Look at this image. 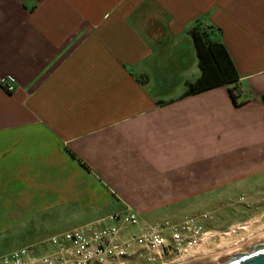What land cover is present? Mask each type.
I'll return each instance as SVG.
<instances>
[{"label":"crops","instance_id":"crops-1","mask_svg":"<svg viewBox=\"0 0 264 264\" xmlns=\"http://www.w3.org/2000/svg\"><path fill=\"white\" fill-rule=\"evenodd\" d=\"M196 24L224 44L236 83L188 92ZM6 78L0 258L126 206L157 223L264 187V0H0Z\"/></svg>","mask_w":264,"mask_h":264},{"label":"built area","instance_id":"built-area-1","mask_svg":"<svg viewBox=\"0 0 264 264\" xmlns=\"http://www.w3.org/2000/svg\"><path fill=\"white\" fill-rule=\"evenodd\" d=\"M0 84L8 92L14 89L8 78ZM201 220L190 216L180 221L142 223L126 206L109 216L108 223H89L54 235L46 241L45 252L34 245L19 247L3 255L0 264H184L220 239ZM127 227L136 229L122 238Z\"/></svg>","mask_w":264,"mask_h":264},{"label":"rangeland","instance_id":"rangeland-1","mask_svg":"<svg viewBox=\"0 0 264 264\" xmlns=\"http://www.w3.org/2000/svg\"><path fill=\"white\" fill-rule=\"evenodd\" d=\"M257 179L259 182L264 183V176ZM237 194L230 193L231 201L227 200L228 196L223 197L222 193H216L213 199L205 196L198 197L194 199V207L167 209L160 219L177 221L190 216L201 217L206 229L213 230L217 236H222L225 232L238 226L252 224L253 228H256L259 224H263L264 187L259 191L244 195L243 198L245 199L243 201H236ZM240 232V229H236L234 236H240ZM219 242V239L215 240V246ZM45 245L41 244L38 248Z\"/></svg>","mask_w":264,"mask_h":264},{"label":"trees","instance_id":"trees-1","mask_svg":"<svg viewBox=\"0 0 264 264\" xmlns=\"http://www.w3.org/2000/svg\"><path fill=\"white\" fill-rule=\"evenodd\" d=\"M189 33L194 44L200 76L188 85V92L196 93L236 83L238 72L224 44L211 39L212 27L196 24ZM230 95L235 102L236 96L232 89Z\"/></svg>","mask_w":264,"mask_h":264},{"label":"bare ground","instance_id":"bare-ground-1","mask_svg":"<svg viewBox=\"0 0 264 264\" xmlns=\"http://www.w3.org/2000/svg\"><path fill=\"white\" fill-rule=\"evenodd\" d=\"M236 229L241 230L240 236H234ZM262 238H264V223L259 224L256 228H253L252 224L238 226L237 228H232L228 232L222 234V236H220V242L218 245L209 249H205L202 253H199V251L194 253V260L184 264H196L231 250L240 248Z\"/></svg>","mask_w":264,"mask_h":264},{"label":"water","instance_id":"water-1","mask_svg":"<svg viewBox=\"0 0 264 264\" xmlns=\"http://www.w3.org/2000/svg\"><path fill=\"white\" fill-rule=\"evenodd\" d=\"M196 264H264V238Z\"/></svg>","mask_w":264,"mask_h":264}]
</instances>
